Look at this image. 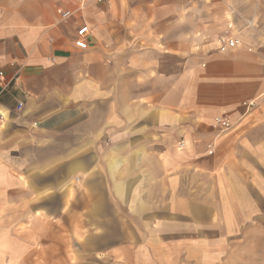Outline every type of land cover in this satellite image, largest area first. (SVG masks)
<instances>
[{"label": "crops", "instance_id": "obj_1", "mask_svg": "<svg viewBox=\"0 0 264 264\" xmlns=\"http://www.w3.org/2000/svg\"><path fill=\"white\" fill-rule=\"evenodd\" d=\"M0 70V264H264V0H0Z\"/></svg>", "mask_w": 264, "mask_h": 264}, {"label": "built area", "instance_id": "obj_2", "mask_svg": "<svg viewBox=\"0 0 264 264\" xmlns=\"http://www.w3.org/2000/svg\"><path fill=\"white\" fill-rule=\"evenodd\" d=\"M58 13L61 15L63 20H66L71 17L72 12L65 11L63 9H58ZM233 24L229 23L228 25V31L219 37L218 43H219V49L221 51H226L230 48L235 47L240 41L239 39L232 35L230 30H232ZM88 33V27L82 26L78 29L76 32V38L74 40L75 46L81 49H86L88 47V42L86 39V35ZM18 77L16 76L14 80H16ZM11 84V82L6 78V73L3 70H0V94H2ZM22 103H19L18 108L22 107ZM213 128L218 131H226L232 128L233 123L231 120L226 116H217L214 118Z\"/></svg>", "mask_w": 264, "mask_h": 264}]
</instances>
